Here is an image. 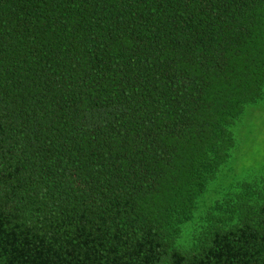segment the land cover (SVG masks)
<instances>
[{
    "label": "trees",
    "instance_id": "obj_1",
    "mask_svg": "<svg viewBox=\"0 0 264 264\" xmlns=\"http://www.w3.org/2000/svg\"><path fill=\"white\" fill-rule=\"evenodd\" d=\"M263 84L264 0H0V264H264Z\"/></svg>",
    "mask_w": 264,
    "mask_h": 264
},
{
    "label": "rangeland",
    "instance_id": "obj_2",
    "mask_svg": "<svg viewBox=\"0 0 264 264\" xmlns=\"http://www.w3.org/2000/svg\"><path fill=\"white\" fill-rule=\"evenodd\" d=\"M232 144L214 179V189L238 191L243 185L264 186V84L256 103L247 106L244 114L231 127ZM214 194L211 193V197ZM181 234V240H185ZM183 238V239H182Z\"/></svg>",
    "mask_w": 264,
    "mask_h": 264
}]
</instances>
